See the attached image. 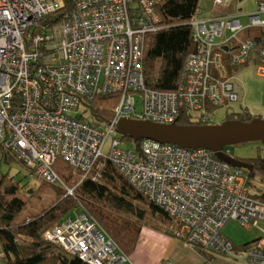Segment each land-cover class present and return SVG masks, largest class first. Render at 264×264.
<instances>
[{
  "label": "built area",
  "instance_id": "1",
  "mask_svg": "<svg viewBox=\"0 0 264 264\" xmlns=\"http://www.w3.org/2000/svg\"><path fill=\"white\" fill-rule=\"evenodd\" d=\"M162 1L0 0V152L14 153L39 177L60 185L53 169L58 159L87 173L112 160L171 215L175 250L169 264H264V236L238 252L223 232L233 220L248 229L264 223V202L249 194L242 168L207 148L144 140L140 152L128 149L113 124L96 126L88 119L92 114L79 115L82 104L92 110L84 99L99 94L120 96L111 119L115 122L135 117L175 123L184 107L197 111L210 102L224 106L240 101L224 59L235 65L264 60V33L231 50L228 44L245 27L216 11L192 21L202 44L187 59L180 88L165 92L147 87L144 46L147 33L161 19L157 6ZM226 2L216 0L215 9ZM258 3L249 24L264 28V0ZM256 66L264 76V61ZM213 115L204 108L203 124L215 123ZM47 238L62 241L93 264H131L84 213L47 232Z\"/></svg>",
  "mask_w": 264,
  "mask_h": 264
},
{
  "label": "trees",
  "instance_id": "2",
  "mask_svg": "<svg viewBox=\"0 0 264 264\" xmlns=\"http://www.w3.org/2000/svg\"><path fill=\"white\" fill-rule=\"evenodd\" d=\"M200 1L163 0L157 6L161 19L147 33L144 46V73L150 89L175 92L180 88L186 61L202 44L195 38L192 26L193 19L200 14ZM58 16H63L61 11ZM52 17L54 19V15ZM228 45L233 50L234 46ZM226 51L223 49L225 54ZM224 60L233 70L235 64L227 57ZM261 61L264 60L255 58L249 62L257 65ZM240 101L224 106L210 102L197 111L184 107L178 123L202 124L201 114L206 107L214 114L215 123L255 118L248 108L238 107ZM119 102L120 96L116 94H99L93 99H84L92 109V116L88 119L96 126L105 127L114 117ZM124 140L134 142L135 151L142 150L144 140L135 142L128 136L123 137ZM241 159L254 165L252 170L242 168L248 178L249 194L264 202V158ZM14 161L27 167L36 176V181L24 182L11 171L2 170L4 163ZM53 169L63 185L43 178L40 180L35 169L23 158L1 149L0 264H93L72 253L62 241L47 238V232L62 226L70 218L81 217L83 213L105 234L106 239L114 242L117 253L129 259L139 246L144 228L168 232L172 223L168 211L143 194L112 160L107 159L101 169L94 168L89 173L63 159H58ZM262 240L260 237L245 245H237V251Z\"/></svg>",
  "mask_w": 264,
  "mask_h": 264
},
{
  "label": "rangeland",
  "instance_id": "3",
  "mask_svg": "<svg viewBox=\"0 0 264 264\" xmlns=\"http://www.w3.org/2000/svg\"><path fill=\"white\" fill-rule=\"evenodd\" d=\"M245 6L250 12L256 10L255 0H247ZM212 0H201L200 7L201 13L208 14L212 10ZM243 22L247 24V18H242ZM257 66L252 62L242 65H235L233 70L230 67L231 73L234 74V81L238 91L241 94V101L239 108H248L255 116L264 118V76L258 75L256 72ZM139 102H137V110L142 108V99L140 95L136 96ZM91 114L87 105L82 104L79 108V115L88 117ZM219 122H222L220 120ZM109 138L108 146L112 140ZM125 145L135 147L134 142L124 140ZM232 154L238 158H264V143L262 141L248 142L240 145L230 146ZM3 171H11L18 179H22L24 182H35V175L30 172L27 167L21 163L14 161L11 164L4 163L2 166ZM41 177H39L40 179ZM42 179V178H41ZM40 179V180H41ZM223 232L229 238H231L237 245H245L254 241L257 238L263 236L264 223L259 227L253 229H247L238 221H230L223 228ZM146 243V244H145ZM168 250L166 253L165 251ZM175 250L174 242L171 240L170 227L168 232H160L149 227L144 228L140 237V242L137 250L131 254L130 262L144 264L145 259L152 256L157 260L156 264H169L171 262L170 253ZM85 254V253H84ZM144 254H148L147 257ZM184 257V256H183ZM185 259V258H184ZM187 261V258L185 259ZM1 262V259H0Z\"/></svg>",
  "mask_w": 264,
  "mask_h": 264
},
{
  "label": "water",
  "instance_id": "4",
  "mask_svg": "<svg viewBox=\"0 0 264 264\" xmlns=\"http://www.w3.org/2000/svg\"><path fill=\"white\" fill-rule=\"evenodd\" d=\"M108 122L115 126L116 132L122 137H131L135 142L149 139L186 148H207L233 167L248 170H252L254 165L236 156L227 155L224 149L254 141L264 143V118L260 116L250 121L227 119L218 124L195 125L159 123L133 117Z\"/></svg>",
  "mask_w": 264,
  "mask_h": 264
},
{
  "label": "crops",
  "instance_id": "5",
  "mask_svg": "<svg viewBox=\"0 0 264 264\" xmlns=\"http://www.w3.org/2000/svg\"><path fill=\"white\" fill-rule=\"evenodd\" d=\"M212 1H213L212 10L208 14H204V13L200 12V14L197 15V17H203V18L211 17L216 11L218 14L221 15L222 18H226V19L237 18V19H239L245 28L238 34L239 39L234 38L231 40L232 47L235 46L238 48L241 40H245L249 37L256 38V37H258L264 33L263 27L250 26V24H249V16L251 14L257 13L259 10L258 0H255L256 10H254L252 12L248 11L245 7V6H248L246 4L247 0H227L226 4L221 9H218V10L215 9L216 0H212ZM260 16L262 18H264V13H260ZM243 17L247 18V21H248L247 24H245L243 22V20H242ZM252 63H254V62H252ZM1 256H2V253H1V248H0V259H1ZM144 256L147 257L148 254H144ZM134 262H135V264H139V263H137L136 259L134 260ZM156 263H157V260H155L152 256L145 259V261H144V264H156Z\"/></svg>",
  "mask_w": 264,
  "mask_h": 264
},
{
  "label": "flooded vegetation",
  "instance_id": "6",
  "mask_svg": "<svg viewBox=\"0 0 264 264\" xmlns=\"http://www.w3.org/2000/svg\"><path fill=\"white\" fill-rule=\"evenodd\" d=\"M256 117H257V116H256ZM225 149H226L227 151H228V150L230 151V154H227V155H229V156H234V155L232 154V150H231L230 147H226ZM248 163L252 164L251 162H248Z\"/></svg>",
  "mask_w": 264,
  "mask_h": 264
},
{
  "label": "clouds",
  "instance_id": "7",
  "mask_svg": "<svg viewBox=\"0 0 264 264\" xmlns=\"http://www.w3.org/2000/svg\"><path fill=\"white\" fill-rule=\"evenodd\" d=\"M224 121V120H223ZM222 121V122H223ZM219 123H221V122H219ZM203 124V123H202ZM215 124V123H214ZM218 124V123H217ZM120 135V134H119ZM121 136V135H120ZM122 137V136H121ZM123 138V137H122ZM145 140H149V139H145ZM158 142V141H157ZM226 149H224V151H225ZM241 159V158H240ZM254 228V227H253ZM253 228H250V229H253ZM248 229V228H247ZM264 236V235H263ZM263 236L261 237V238H263Z\"/></svg>",
  "mask_w": 264,
  "mask_h": 264
},
{
  "label": "bare ground",
  "instance_id": "8",
  "mask_svg": "<svg viewBox=\"0 0 264 264\" xmlns=\"http://www.w3.org/2000/svg\"><path fill=\"white\" fill-rule=\"evenodd\" d=\"M133 118H135V117H133ZM145 244H146V243H145ZM218 263H219V261H216V262H215V264H218Z\"/></svg>",
  "mask_w": 264,
  "mask_h": 264
}]
</instances>
